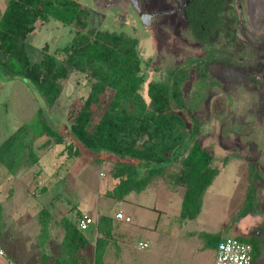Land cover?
Listing matches in <instances>:
<instances>
[{"label":"rangeland","instance_id":"obj_1","mask_svg":"<svg viewBox=\"0 0 264 264\" xmlns=\"http://www.w3.org/2000/svg\"><path fill=\"white\" fill-rule=\"evenodd\" d=\"M7 1L0 0L1 10ZM78 1L89 9L88 27L125 33L138 40L137 49L146 74L144 94L148 81L165 79L170 67L177 64L187 71L183 91L186 102L192 106L188 114L198 120L196 137L212 153L211 165L219 169L206 190L199 216H206L211 227L220 229L228 214L237 211L232 197H237L238 205L242 203L249 185V162H255L261 179L254 182L257 211L251 214L253 220L249 219L247 230L248 234L256 232L264 246V0H228L224 26L206 46H201L187 28L185 0ZM72 35L71 26L54 18L37 24L28 39L31 59H39L44 44L52 52ZM197 63L207 65L209 78L204 83L195 67ZM89 85L84 73L73 71L61 80V93L55 104L49 109L43 106L47 121L63 134L68 132L72 110L80 107ZM110 95L107 91L106 101ZM41 103L25 81L4 79L1 75L0 143L18 126L30 121ZM45 139L33 138L39 162L23 165L16 176L12 177L0 164L4 216L0 246L8 257L22 264H41L43 252L51 263L60 251V219L74 217L81 211L94 218L85 230L91 240L92 227L100 214L129 216L131 222L120 221L124 226L122 232L130 227L135 229L131 230L133 242L147 240L145 249L152 252L148 264H213V251L194 248L191 242L197 238L187 236L195 222L186 220L182 228L177 224L180 219L177 221L175 212L180 207L183 187L177 193L168 191L165 179L158 178L146 191L132 192L125 199L111 198L105 194L115 181L109 175L111 162L99 163L89 157L70 161L59 153L63 143L40 147ZM42 207L48 208L52 216L44 248L37 243L38 213ZM223 233L233 236L230 230ZM86 254L92 260V246H88ZM133 257L127 255L122 262L129 263ZM106 261L113 264L112 259ZM0 264H6L1 256Z\"/></svg>","mask_w":264,"mask_h":264},{"label":"trees","instance_id":"obj_2","mask_svg":"<svg viewBox=\"0 0 264 264\" xmlns=\"http://www.w3.org/2000/svg\"><path fill=\"white\" fill-rule=\"evenodd\" d=\"M227 1L185 0L187 28L201 46H206L224 26ZM88 15L89 9L78 0H8L0 9V76L25 81L42 102L30 121L0 143V164L12 175L20 166L38 163L33 138L45 136L40 147L63 143L59 153L70 161L89 157L99 163L111 162L109 175L115 181L106 190L107 196L124 199L128 193H140L155 179L164 178L169 191L184 188L181 218H195L218 168L211 165L212 153L196 137L198 120L188 114L192 106L183 91L187 71L177 64L170 67L165 79L148 81L144 94L146 74L138 40L125 33L88 27ZM50 18L71 26L73 35L52 52L44 44L39 59L33 61L28 39L37 24ZM195 67L204 83L209 78L207 65L197 63ZM73 71L84 73L90 85L80 107L72 110L68 132L63 134L47 121L43 106L49 109L55 104L61 93V80ZM107 91L111 94L108 101ZM257 179L261 177L256 163L251 161L246 195L232 219L257 211ZM82 216L77 211L74 218L60 219V251L51 263L42 252V264H104V253L114 233L112 217L98 216V236L90 260L86 254L90 241L85 233L89 227L82 230L78 225ZM51 218L48 208L39 210L37 243L43 248ZM3 226L0 201V231ZM204 238L209 246H217L220 234L205 233ZM250 243L253 261L258 250L254 241Z\"/></svg>","mask_w":264,"mask_h":264},{"label":"crops","instance_id":"obj_3","mask_svg":"<svg viewBox=\"0 0 264 264\" xmlns=\"http://www.w3.org/2000/svg\"><path fill=\"white\" fill-rule=\"evenodd\" d=\"M229 161L230 160H228V162L225 165H228L229 164ZM21 167L22 166H20L18 169H20ZM236 170H235V173L237 172ZM17 171L15 172V174H12L11 176L12 177L13 176H16L18 174ZM218 174H219V169H218L217 175ZM214 179H213V181H214ZM212 182H211V184H212ZM151 184L152 183H150L147 186V188L145 190H143V191L148 190V188L150 187ZM209 186L207 187V189L209 188ZM178 190H179V188L176 191H174V193H177ZM206 190H205V192L203 194L200 212L197 214V216L195 218H181V216H180L181 203H180L179 209L177 207L178 210H177V212H175V217L177 218V221L180 219V221L177 223L179 225V228H182V225L186 222V220L195 222V225L193 226V229H192L193 231L190 230L187 233V236L188 237L193 238L194 235H195V237L197 238V241L196 240L195 241L192 240L193 242H191V240H190V242L192 243V245L193 246L195 245L194 248H199L202 251L212 250L213 253H214V258H215V253H216L217 246L216 245L215 246H212V247L209 246V244L206 243V241L204 240V239H206V238H204V234L205 233H210V234L211 233H213V234H218L219 233L220 234L219 241H220L224 237L228 236V235H226V234L223 233V231H227V230L232 231V233H233L232 234L233 235L232 237H237V238H240V239L249 241V242H250V240L254 241V238L252 236V233L251 234L250 233L248 234V230H247V224L250 221L249 219L251 218V220H253V218L251 217V214L252 213H247L243 217L236 218V219H232L233 215L242 206L245 196L242 198L243 199L242 203L241 202H240L241 204L239 203L240 205H238V203H237V200H236L237 197H235V196L232 197V201H234V202L236 201L235 203L232 202V204H233V206L236 207L234 209H237V211H234L235 212L234 213L231 210L232 213H234V214H230V215L228 214V218H225V220H223L222 223L220 224V226H221V228H220L221 230H220L218 228L215 229V228L211 227V225H209L210 224L209 219L206 218V216L205 217L203 215H202V217L199 216L202 213L203 203H204V195L206 193ZM15 191H17V189ZM143 191H141V192H143ZM132 192H130V193H132ZM183 192H184V190H183ZM183 192H182V195H181V200H182ZM130 193H128V194H130ZM127 195L124 197V199L127 197ZM83 215H84V213H83ZM69 217L70 218H74L75 216L74 217L69 216ZM111 217H112L113 224H114V229H113V232L114 233H113V238H112L111 242L109 243V245L107 246V249H106V251L104 253V264H108L106 260H109L110 261L111 259L113 260V264H148V261H150V257H151L152 252H150V251H148V250L145 249V247L148 246L146 244L147 240L143 239L142 242H141L140 239H139L137 243L136 242H133L132 241V237L133 236L131 235V233L133 231H131V230H135V229H131L130 227L127 228L128 229L127 231L124 230V232H122V229H123L124 226L120 224V221H123L124 220L125 222H131V218L129 216H125V217H129V220H125L124 218H117L116 216L115 217L111 216ZM96 220H95V223H96ZM231 221H233V222H231ZM205 224H206V226H205ZM197 226H200V227H197ZM92 229L94 231V233H93V239L91 240L90 237H88L89 238V241H90V243H89L88 246H92L93 249H94L95 239L98 236V233L96 231L95 224L93 225ZM142 231L143 230H141L140 232H142ZM127 232H128V234H127ZM188 239H190V238H188ZM144 241H146V242H144ZM144 244H146V245H144ZM262 247H264V246H261V245L259 246V249H260V252H259L258 246H257L258 255H259L258 264H264V251H262ZM112 249L114 251H112ZM110 251H112V252H110ZM127 255H131V257L133 255L134 256L133 257L134 259L133 258H131V259L129 258L130 259V262L129 263H123L122 262V258H124ZM0 256L2 258L6 259V264H8L7 263L8 262V259H15V258L8 257L6 253H5V256H2V255H0ZM111 256H112V258H111ZM213 264H214V261H213Z\"/></svg>","mask_w":264,"mask_h":264},{"label":"built area","instance_id":"obj_4","mask_svg":"<svg viewBox=\"0 0 264 264\" xmlns=\"http://www.w3.org/2000/svg\"><path fill=\"white\" fill-rule=\"evenodd\" d=\"M116 217L129 220V217H123L120 213H118ZM92 223L93 219L86 214L78 220V225L82 230L90 227ZM0 255L5 256V252L1 246ZM7 263L22 264L15 259H8ZM214 264H252L251 243L237 237H224L217 245Z\"/></svg>","mask_w":264,"mask_h":264},{"label":"flooded vegetation","instance_id":"obj_5","mask_svg":"<svg viewBox=\"0 0 264 264\" xmlns=\"http://www.w3.org/2000/svg\"><path fill=\"white\" fill-rule=\"evenodd\" d=\"M226 8V7H225ZM259 232V231H258ZM252 236L254 238V242H256L255 244L258 246H260V243H259V236L255 233H252ZM258 259H259V255L256 256V258L252 261V264H258Z\"/></svg>","mask_w":264,"mask_h":264},{"label":"water","instance_id":"obj_6","mask_svg":"<svg viewBox=\"0 0 264 264\" xmlns=\"http://www.w3.org/2000/svg\"><path fill=\"white\" fill-rule=\"evenodd\" d=\"M136 3V0H133Z\"/></svg>","mask_w":264,"mask_h":264}]
</instances>
